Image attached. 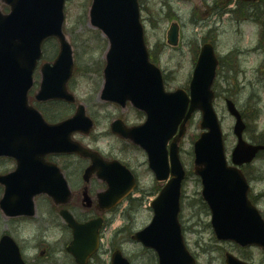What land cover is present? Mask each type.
Listing matches in <instances>:
<instances>
[{"label": "water", "instance_id": "obj_1", "mask_svg": "<svg viewBox=\"0 0 264 264\" xmlns=\"http://www.w3.org/2000/svg\"><path fill=\"white\" fill-rule=\"evenodd\" d=\"M6 1L10 11H0V155L14 156L17 167L3 177L13 182L23 177L29 182L26 178L30 176V183L35 186L31 192L35 193L42 188V183L37 182L39 177L29 171L32 161L37 160L34 152L36 144L41 155L48 150H74L91 154L67 137L74 129L87 130L91 120L85 115L83 105L79 104L70 118L50 125L26 102L25 92L30 85V74L41 55V43L48 36L57 37L59 51L52 62L54 68L48 62L43 63L45 70L51 69V86L45 79L48 75H45L37 98L51 96L74 100L73 95L64 93L65 82L73 67L71 44L62 31L64 0ZM89 19L108 39L102 98L121 104L130 100L147 114L145 123L136 128L124 130L114 125L113 130L134 135L135 141L148 149L150 165L157 179L165 178L169 171L171 173L151 201V220L131 237L154 249L158 264H195L184 243L178 220L184 170L178 157L176 140L184 131L185 121L198 108L201 111L200 127L204 130L193 143L194 171L202 183L201 195L209 206L213 231L218 239L234 240L241 245L254 243L264 250V221L257 208L247 199V184L243 176L235 167L226 164L221 128L212 106L211 84L217 63L212 45L206 42L201 46L189 82V93L182 88L165 91L160 69L148 58L137 0H92ZM166 35L168 43L175 45L178 37L176 22L170 24ZM61 72L63 76L58 78L55 85V74ZM226 106L235 116L233 131L237 135L231 159L241 164L249 161L264 145H252L242 139L244 123L241 115L231 100L226 99ZM178 124L179 132L170 143L169 166L165 143ZM56 133L63 134L64 140L50 143L49 135ZM119 169L116 177L107 179L108 188L100 194L101 201L105 198L112 200V195L118 200L133 187L134 178L130 172L122 165H119ZM56 188L51 189V193ZM9 199L7 193L0 200L7 214L28 212L23 205L15 207L9 203ZM63 215L73 229V238L67 249L78 263L84 264V256L79 252L85 247L92 249L98 221L79 224L68 212ZM5 239L6 236L1 238L0 246ZM225 262L248 264L228 252L225 253ZM13 264L23 262L17 258ZM110 264L130 262L120 249H115Z\"/></svg>", "mask_w": 264, "mask_h": 264}, {"label": "rangeland", "instance_id": "obj_2", "mask_svg": "<svg viewBox=\"0 0 264 264\" xmlns=\"http://www.w3.org/2000/svg\"><path fill=\"white\" fill-rule=\"evenodd\" d=\"M141 20L145 28L146 44L150 48L155 63L163 70L166 87H186L196 58V51L201 42L209 40L215 46L220 59L213 86L215 91L214 107L221 122L225 138L227 156L230 146L235 142L232 133L233 118L224 105L226 90L232 93L239 108H244L247 115L245 137L250 140L264 138V0L257 6L260 11L248 10L245 14L234 0L221 3V0H139ZM91 0H65L64 32L72 44L74 56V75L71 91L77 102H86L95 116L98 125L94 127L97 134L108 130V121L116 112L109 106H101L96 100V87L100 82L101 65L107 48V39L88 22V9ZM235 9L231 13L219 14L223 8ZM0 8L7 6L0 0ZM243 16L245 19H243ZM247 16V17H246ZM179 24V42L170 47L165 41V32L171 21ZM58 50L55 39L44 45V53L51 59ZM233 66L240 71L234 72ZM84 69L89 72L82 74ZM93 108V109H92ZM200 116L196 112L188 122L187 130L179 142L180 159L186 170L182 183L181 210L179 219L183 229L185 243L195 256L197 264H225L224 252L247 259L253 264H264V254L254 246L241 247L230 241L215 238L209 225V212L200 200L201 185L193 169L192 142L200 131ZM102 137L98 143L110 144L115 136ZM252 140V141H254ZM261 180H254V191L258 192V207L264 215V151L256 158ZM1 166H4L2 164ZM138 170L139 168H135ZM158 186L148 174L138 182L136 194L149 193ZM144 196L136 210L119 216L123 204L117 208L113 220L104 227L103 244L105 261L113 243L119 245L131 264H150L154 253L145 251L137 242L129 238V232L141 228L149 222L152 210L150 198ZM121 229L116 233V229ZM57 232H51V235ZM114 237L112 238V235ZM58 237V236H57ZM59 235V240H65ZM154 264V263H151Z\"/></svg>", "mask_w": 264, "mask_h": 264}, {"label": "flooded vegetation", "instance_id": "obj_3", "mask_svg": "<svg viewBox=\"0 0 264 264\" xmlns=\"http://www.w3.org/2000/svg\"><path fill=\"white\" fill-rule=\"evenodd\" d=\"M227 1L221 0V3H226ZM261 1L234 0V4H240V11H243V14H245L249 9L259 12L260 9L257 6ZM226 8L220 10L219 14H222V11ZM228 12L230 10L227 8L225 13ZM243 19H245L244 16ZM40 63L33 72V82L28 89L27 99L29 104L42 112L49 123L57 122L70 116L73 106L71 102L64 99H36L35 94L42 77ZM71 78L66 83L69 91H71ZM101 83L100 80L96 100H98L101 106H109L111 112H116L111 119L109 118L108 130L103 129V132L98 131L97 134L93 131L94 127L98 125V121L87 107V103L84 102L86 112L93 120V128L87 133L74 131L70 136L84 147L99 154L104 160H118L131 170L136 179L140 180L146 174L151 176L152 173L148 166L145 152L128 138L122 137L111 130L114 120H120V124L132 127L145 120V113L133 107L129 102L119 105L102 100L99 97ZM241 113L244 115L245 110H241ZM109 134L115 136V139L110 144H106V147H104L105 144L98 143L100 138L109 137ZM252 140L254 139L251 138V142L258 143L257 139ZM258 156L259 154H256L255 157ZM45 160L51 164H55L59 168L71 192L70 197L65 202H56L49 192L41 191L32 194L31 190L35 186H13L8 202L16 207L23 205L25 208L31 204L33 206V213L10 215L6 214L0 207V239L4 235L10 236L3 241L0 247V264H13L18 257H21L23 264H79L67 249L72 238V229L63 218L61 214L62 209L69 211L75 220L81 223L91 219L101 220V224L96 229L95 249L89 256H86L84 264H103V230L116 209L123 203V200L121 203H116L109 207L105 206L103 201H98V194L104 191L107 183L103 176L97 173L95 168H89L93 163L90 156L77 152H49L45 155ZM254 163H257L255 158L250 162L243 163L239 167L249 183V197L257 205L256 194L258 192L254 191L253 181L261 180L262 178L259 177L260 171L257 169L258 165H254ZM2 164L4 166H1ZM15 164L14 158L1 156L0 174L13 170ZM135 168L139 169L136 170ZM37 172L40 174L42 187L47 188L48 185H51V178H55V176H53L54 171L51 170L50 166H45L42 170L38 169ZM5 189L6 184L0 182V198L4 195ZM7 192L9 193L8 189ZM19 193L32 194L30 196H32L31 200L33 203H30L29 196L24 197L23 195H19ZM51 232H57V234L51 235ZM59 235H64L66 239L63 241L59 240ZM154 259L156 260L155 257Z\"/></svg>", "mask_w": 264, "mask_h": 264}, {"label": "bare ground", "instance_id": "obj_4", "mask_svg": "<svg viewBox=\"0 0 264 264\" xmlns=\"http://www.w3.org/2000/svg\"><path fill=\"white\" fill-rule=\"evenodd\" d=\"M35 162V161H34Z\"/></svg>", "mask_w": 264, "mask_h": 264}]
</instances>
